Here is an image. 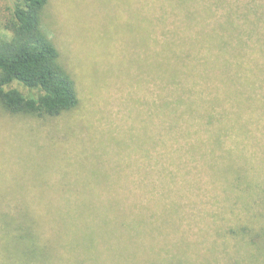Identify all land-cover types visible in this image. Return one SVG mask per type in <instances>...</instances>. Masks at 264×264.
Masks as SVG:
<instances>
[{
	"label": "rangeland",
	"instance_id": "374dc122",
	"mask_svg": "<svg viewBox=\"0 0 264 264\" xmlns=\"http://www.w3.org/2000/svg\"><path fill=\"white\" fill-rule=\"evenodd\" d=\"M13 1L0 0L2 25ZM41 22L78 105L0 107V213L21 202L32 218L21 246L0 220V264H264L235 234L264 227V110L219 81L159 78L162 39L264 35V0H48ZM193 49L176 51L196 63Z\"/></svg>",
	"mask_w": 264,
	"mask_h": 264
},
{
	"label": "trees",
	"instance_id": "16d2710c",
	"mask_svg": "<svg viewBox=\"0 0 264 264\" xmlns=\"http://www.w3.org/2000/svg\"><path fill=\"white\" fill-rule=\"evenodd\" d=\"M47 2L15 0L11 2L9 19L3 25L0 23V107L11 114L58 116L78 105L74 83L59 65V54L42 26L41 16ZM253 34L238 32L236 37L211 36L209 40L196 36L182 42L175 37H165L160 53L161 83L174 89L180 83L179 87L182 86L184 79L185 84H188V79L191 80V87L198 84V78L219 81L225 87V97L233 95L240 107L252 112H257L258 108L264 110V35L258 33L253 37ZM233 39L237 46L233 44ZM184 44L194 48L193 54L198 59L196 63H193L192 56H187L189 54H177L176 49ZM13 83L21 85L27 93L10 88ZM203 90L208 91L206 88ZM168 106L164 99L162 108L165 110ZM202 106L208 110L204 103ZM188 109L193 112L191 104ZM209 110H212L211 106ZM237 186L241 189L240 184ZM262 189L258 185H247L243 191L250 193ZM256 197L259 198V193ZM109 201L112 202V199ZM255 203V200L251 202L252 208ZM22 206L19 202L15 208L17 217L14 218L9 215L10 210L0 213L1 222L13 227L12 237L20 246L26 237L21 233V227L26 220L30 224L32 222V218L30 220L21 213ZM251 215V219L256 220L254 223L259 222L262 216L259 211L253 210ZM17 229L18 233L15 232ZM235 234L248 238L254 257L260 247H264V227L259 223L256 229L244 225ZM19 251L15 252V256H21ZM25 251L28 255L34 253L31 249ZM35 253L36 256L43 255L40 248ZM31 258L34 257L31 255Z\"/></svg>",
	"mask_w": 264,
	"mask_h": 264
}]
</instances>
